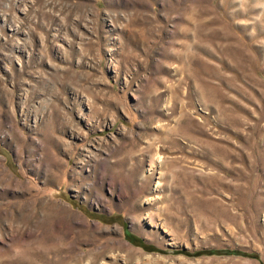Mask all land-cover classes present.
<instances>
[{"label": "rangeland", "instance_id": "obj_1", "mask_svg": "<svg viewBox=\"0 0 264 264\" xmlns=\"http://www.w3.org/2000/svg\"><path fill=\"white\" fill-rule=\"evenodd\" d=\"M0 264H264V0H0Z\"/></svg>", "mask_w": 264, "mask_h": 264}]
</instances>
